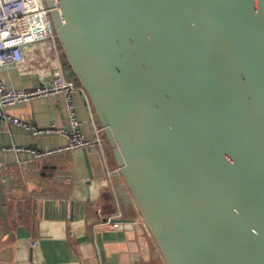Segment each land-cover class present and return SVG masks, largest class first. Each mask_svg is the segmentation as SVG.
I'll use <instances>...</instances> for the list:
<instances>
[{"label": "water", "instance_id": "obj_1", "mask_svg": "<svg viewBox=\"0 0 264 264\" xmlns=\"http://www.w3.org/2000/svg\"><path fill=\"white\" fill-rule=\"evenodd\" d=\"M163 264H264V0H45Z\"/></svg>", "mask_w": 264, "mask_h": 264}, {"label": "crops", "instance_id": "obj_2", "mask_svg": "<svg viewBox=\"0 0 264 264\" xmlns=\"http://www.w3.org/2000/svg\"><path fill=\"white\" fill-rule=\"evenodd\" d=\"M37 64L26 53L25 69L1 68L0 80L14 88L36 85V72L26 69ZM75 101L82 132L93 139L89 102L81 92ZM65 105L62 95L10 104L7 114L31 128L0 118V146H64V136L44 130L68 126ZM0 154V264H163L138 211L119 197L123 181L120 173H108L107 163L116 166L111 152L105 156L90 144L41 158L28 152Z\"/></svg>", "mask_w": 264, "mask_h": 264}, {"label": "built area", "instance_id": "obj_3", "mask_svg": "<svg viewBox=\"0 0 264 264\" xmlns=\"http://www.w3.org/2000/svg\"><path fill=\"white\" fill-rule=\"evenodd\" d=\"M26 53L32 54L37 65L27 68L34 70L37 75V84L31 87L14 88L0 80V118L23 128L31 126L18 117L7 114L8 106L30 101L38 97L62 95L68 112V126L53 124L45 132L58 133L67 139L64 146L36 150L23 145L0 146L1 151L28 152L35 158L46 157L51 154L70 151L76 148L96 144L106 156L110 153L106 145L102 127L99 125L94 110L90 105L88 95L83 87L77 85L74 78L66 75L63 52L59 47L56 30L50 17V10L45 0H0V69L16 66L25 69ZM81 92L89 102V112L93 122L94 138L87 139L82 132V121L77 112L75 94ZM108 173H119L118 166L110 167ZM4 166L0 154V172ZM71 218V212L68 213ZM113 216L108 219L112 222ZM114 221V220H113ZM116 226L119 223H114ZM37 242H34V245Z\"/></svg>", "mask_w": 264, "mask_h": 264}, {"label": "trees", "instance_id": "obj_4", "mask_svg": "<svg viewBox=\"0 0 264 264\" xmlns=\"http://www.w3.org/2000/svg\"><path fill=\"white\" fill-rule=\"evenodd\" d=\"M63 60H64V65H65V67H67L68 63H67V61H66L64 55H63Z\"/></svg>", "mask_w": 264, "mask_h": 264}]
</instances>
